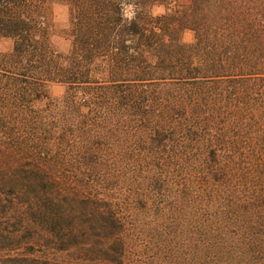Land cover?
<instances>
[{"label":"trees","instance_id":"1","mask_svg":"<svg viewBox=\"0 0 264 264\" xmlns=\"http://www.w3.org/2000/svg\"><path fill=\"white\" fill-rule=\"evenodd\" d=\"M0 38V264H264V0H0Z\"/></svg>","mask_w":264,"mask_h":264},{"label":"rangeland","instance_id":"2","mask_svg":"<svg viewBox=\"0 0 264 264\" xmlns=\"http://www.w3.org/2000/svg\"><path fill=\"white\" fill-rule=\"evenodd\" d=\"M165 10L162 6L154 5L148 8V14L155 18L164 14ZM51 19L53 23V31L51 43L53 48L61 54H66L70 48L69 31V11L65 5L54 4L51 7ZM181 41L190 44L193 41V34L184 32L181 35ZM13 42L10 39L0 38V55L9 54L12 50ZM65 93V87L59 84H49L46 88L47 98L36 102L35 106H43L49 101L59 100Z\"/></svg>","mask_w":264,"mask_h":264}]
</instances>
